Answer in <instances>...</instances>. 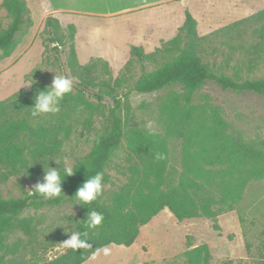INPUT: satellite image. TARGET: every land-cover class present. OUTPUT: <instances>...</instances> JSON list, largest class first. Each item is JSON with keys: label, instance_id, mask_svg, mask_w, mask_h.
Here are the masks:
<instances>
[{"label": "trees", "instance_id": "16d2710c", "mask_svg": "<svg viewBox=\"0 0 264 264\" xmlns=\"http://www.w3.org/2000/svg\"><path fill=\"white\" fill-rule=\"evenodd\" d=\"M1 5L11 20L6 29L0 30V50L8 56L17 34L28 27L31 20L24 0H3ZM249 22L260 23L253 35L264 42V11L204 37L198 35L194 17L185 11L184 22L177 34L152 53H144L141 47H131L130 58L142 65V74L132 89L135 93L154 94L180 89L170 98L171 105L166 107L170 110L171 121L165 136H174L182 142L181 170L168 167L166 137L162 139L129 125L112 108L103 133L95 140L88 155L72 167L74 174L63 181L60 197L45 200L24 191L18 198L3 199L0 196V264L87 262L91 250L74 252L68 249L49 259L47 253L56 246V241L41 239L39 220L22 214L30 208L38 210L45 205L58 206L64 199L74 200L77 188L98 171L104 174V186H112L106 167L119 149L125 155V165L119 167V174L126 178L125 183L111 192L108 203L101 201L100 196L86 207L78 204V219L74 223L86 219L87 207L104 215L102 225L91 234L93 250L103 245L132 246L140 228L164 209L178 222L192 218L215 219L221 212L233 210L247 184L264 177V142L233 136L219 108L207 102L203 105H193L192 102L195 93L206 83H213L223 91L252 93L264 100V78L241 80L238 76L230 77L221 73L215 63L209 64L202 59L208 42L214 37L227 36L234 41L243 36L241 26L245 27ZM67 29L69 34L66 37L56 18L45 19L44 34L47 42L53 45L51 50L58 56L59 48L69 44L67 66L78 79V94L66 97L63 105L82 101L84 91L96 85L94 79L97 77L93 74L97 63L103 62L96 59L87 65L78 64L75 27L69 25ZM230 41L222 44L230 51L235 50ZM255 48L253 46L254 51ZM159 60L152 71H145L144 63L156 64ZM103 65L107 67L106 62ZM76 68L81 72L77 73ZM37 77L39 75H35ZM120 82V79L115 80V84ZM31 84L35 92L47 86L43 79L31 81ZM108 96L114 107L119 108L120 100L111 93ZM32 106L33 96L30 94L12 96L0 102V183L19 175L41 179L43 171L39 165L60 146L56 127L40 124L30 117L29 108ZM157 152H162L166 158L157 161ZM184 258L185 264H209L211 256L208 246L202 244L186 251Z\"/></svg>", "mask_w": 264, "mask_h": 264}, {"label": "rangeland", "instance_id": "374dc122", "mask_svg": "<svg viewBox=\"0 0 264 264\" xmlns=\"http://www.w3.org/2000/svg\"><path fill=\"white\" fill-rule=\"evenodd\" d=\"M2 1L0 0L1 31L6 29L11 21L1 5ZM24 1L30 13L31 23L17 34L16 43L8 56L0 50V102L21 94L34 96L32 85H27L36 79H43L50 85L54 72L74 77L72 70L67 66L69 44L60 47V53L56 56L51 50L53 45L46 40L44 23L47 17L59 21L66 37L69 34L67 27H75L74 45L78 64L87 65L96 59L103 61L97 63L93 74L97 77V80L94 79L96 85L89 91H84L81 95L82 101L62 105L58 115L45 116L38 120L40 124L53 125L58 131L60 146L53 154L57 159L68 157L71 167L82 161L92 149L95 140L103 133L112 108L115 114L129 125L162 139L166 137L167 125L171 121L170 110L166 107L171 105L170 98L179 93L180 89L173 88L154 94L135 93L132 89L142 74V65L135 58H130L133 43L124 39L122 33L118 32L120 36L117 41L121 45L118 54L102 58V54L93 53V48L86 41L91 37L101 39L106 34H111L98 30L104 22L98 17L93 19L91 16L79 14L106 12L109 10L106 0ZM195 1V14L192 16L197 22V33L200 37L264 11V0H206L205 8L199 5V0ZM233 7L236 8L233 10ZM235 10L242 13L233 16L226 14L236 12ZM251 22L245 27L241 26L243 36L234 41H230L227 36L214 37L213 41L207 44V52L202 55L203 61L215 63L221 73L230 77L238 76L241 80L263 79L264 42L258 41L253 35L254 29L258 28L260 23ZM92 25L95 31L88 32L83 28L85 26L91 29ZM171 34L165 33L159 43L150 41L149 46L158 45L144 53H152L163 42L171 40L177 32L168 38ZM226 41H230L236 49L230 51L227 45L222 44ZM253 46H256L255 51ZM104 62L107 67H104ZM159 63L160 60L156 64L144 63V69L150 72ZM75 70L77 73L81 72L78 68ZM236 73L238 75H235ZM35 75L39 77L35 78ZM116 79L121 82L115 84ZM77 81L76 78L71 95L78 94ZM109 93L120 100L119 108L114 107ZM206 102L220 109L221 116L229 124V132L233 136L242 137L246 141L264 142V100L261 97L252 93L223 91L213 83H206L195 93L192 104L203 105ZM48 156L43 162L45 166ZM124 158L121 149L111 156L106 172L110 175L113 185L104 186L101 201L108 203L111 192L125 183L126 178L119 174V167L125 165ZM167 159L168 167L174 166L181 170L182 142L174 136L167 138ZM48 163L50 167H58L52 160ZM43 164L39 165L41 171H44ZM63 166L61 163V168ZM38 180L40 179H27L24 175L12 177L5 183H0V196L3 199L21 197L22 191L29 193ZM75 203V200L64 199L58 206L45 205L38 210L30 208L22 214L39 220L38 235L41 239L56 241V246L47 253L49 259L68 250L62 245L68 237L60 226L67 219L72 223L77 221L79 211L78 204L74 205ZM70 227L69 225V229ZM202 244L208 246L211 256L209 264H264V177L250 181L233 210L221 212L215 219L192 218L178 222L164 209L146 226L140 228L139 238L133 248L109 245V255L101 254L95 259L90 258L84 264H185L184 253Z\"/></svg>", "mask_w": 264, "mask_h": 264}, {"label": "clouds", "instance_id": "9594fccd", "mask_svg": "<svg viewBox=\"0 0 264 264\" xmlns=\"http://www.w3.org/2000/svg\"><path fill=\"white\" fill-rule=\"evenodd\" d=\"M54 73L55 75L50 85H47L43 90L37 89L33 96V106L29 109L30 117L34 121H38L41 117L58 115L62 110L65 98L71 95L74 91L75 77L57 74L56 72ZM30 85L32 84L27 86ZM80 108L82 110L83 106L81 105ZM165 158L166 157L162 152L155 153V159L157 161ZM49 160L54 161L58 167H50L48 163ZM61 163L64 165L63 168H61ZM43 166V176L33 186V190L29 191V194L39 195L45 200H52L60 197L62 194L63 181L66 177L74 174L72 167L69 165L68 157L65 156L63 160H60L54 155L48 156L47 166L44 164ZM103 188L104 174L103 172L98 171L94 175L86 178L85 181L77 188L74 196L76 203L74 205L79 204L85 207L87 205H91L102 195ZM87 208L88 212L86 219L80 221L79 223H72L67 219V221L60 226L64 228L65 234L68 237L62 245L65 249H71L74 252H77L78 250H91V259H95L101 254L107 256L110 254V247L108 245L95 247L93 250V244L90 243L91 234L102 225L104 215L95 209H90L89 207ZM72 214L71 209V215ZM69 225L71 226L70 229Z\"/></svg>", "mask_w": 264, "mask_h": 264}, {"label": "crops", "instance_id": "0c3cea01", "mask_svg": "<svg viewBox=\"0 0 264 264\" xmlns=\"http://www.w3.org/2000/svg\"><path fill=\"white\" fill-rule=\"evenodd\" d=\"M103 1V0H102ZM109 10L106 12H81L84 16H91L93 19L104 21L99 31L109 32L103 38L91 37L86 40L88 45L93 48V53L102 54V58L117 55L121 45L118 44V32L122 33L124 39L130 40L135 47H141L143 51L148 52L157 45L149 46L151 41L163 39L165 33H174L184 22V12L188 11L194 16L195 0H106ZM232 1V0H228ZM234 1V0H233ZM206 0H199V5L205 8ZM236 7H233V10ZM236 11V10H235ZM78 13V12H76ZM241 11L227 12V15L233 16L241 14ZM82 25V24H81ZM89 26V25H88ZM94 25L83 27L90 32L95 31ZM77 31L79 30L76 24ZM113 33H117L114 35ZM78 43V39H77ZM108 59V58H107ZM1 93V91H0ZM140 235V233H139ZM139 238V236H138ZM132 246H135L137 240ZM130 246V248H133ZM86 263V262H85Z\"/></svg>", "mask_w": 264, "mask_h": 264}]
</instances>
